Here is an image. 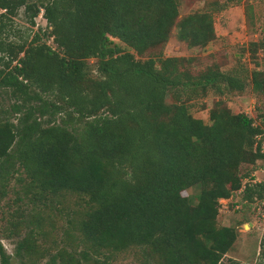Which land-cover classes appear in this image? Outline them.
Returning a JSON list of instances; mask_svg holds the SVG:
<instances>
[{"label": "trees", "instance_id": "obj_1", "mask_svg": "<svg viewBox=\"0 0 264 264\" xmlns=\"http://www.w3.org/2000/svg\"><path fill=\"white\" fill-rule=\"evenodd\" d=\"M21 7L31 25L39 13L46 24L21 42L0 36V89L12 99L0 106V196L11 179L15 201L34 207L77 196L76 253L41 246L40 212L16 208L21 264H107L131 247L141 264H242L224 260L237 231L217 224L219 200L241 188L243 200L260 197L263 182L242 181L264 160V118L254 124L220 100L209 122L194 117L191 101L242 93L243 79L214 65L193 74L191 57H143L169 39L179 0H0V32ZM210 13L187 14L178 39L207 44ZM0 264H12L1 243Z\"/></svg>", "mask_w": 264, "mask_h": 264}, {"label": "rangeland", "instance_id": "obj_2", "mask_svg": "<svg viewBox=\"0 0 264 264\" xmlns=\"http://www.w3.org/2000/svg\"><path fill=\"white\" fill-rule=\"evenodd\" d=\"M204 6L211 12L214 38L204 46L190 47L187 42L178 39V24L187 14L202 10ZM45 20L39 13L31 25L23 11L19 8L17 14L7 20L5 29L0 36L7 40L21 42L29 39L33 32L45 27ZM42 32V31H41ZM52 38L42 36V41L52 44ZM161 52L163 56L191 57L188 64L193 74L204 70L207 66H216L225 72H231L244 81L242 93L225 92L223 94L208 90L202 98L190 102V112L194 117L209 122V111L217 100L222 101L233 112H245L260 124L264 118V87L254 89L251 82V72L256 70L264 74V0H179V17L171 28L169 39L161 46L147 51L143 57ZM94 64V59L89 60ZM92 66H90L91 68ZM172 95L167 101H172ZM10 99L0 89V106L8 108ZM9 117L15 121L14 115ZM264 148V134L256 137ZM245 166L239 168L244 172ZM242 184L263 182L264 160L259 159ZM14 179L7 188L4 196H0V243L5 252L10 255L12 264H21V258L14 255V246L17 240L26 231L23 225L15 227L14 220L23 208L24 214L30 211L40 212V231L44 233L38 239L41 246L65 247L68 251L77 252V196L68 193L58 205H42L26 202H16L14 189L19 188ZM264 188V187H263ZM197 188H190L184 192L192 202L196 199ZM255 196V195H254ZM251 201L243 200L242 188L235 191L231 197L220 199L217 224L234 226L237 238L232 248L225 254L224 260L233 258L242 264H264V189L260 197L255 196ZM25 201V200H24ZM34 207V208H33ZM21 217V216H20ZM23 217V216H22ZM66 232L68 236H66ZM81 245L78 247V250ZM47 257L40 259L36 264H45ZM143 260L140 248L131 247L115 253L106 259L107 264H141ZM29 263V261H25ZM86 264H94L89 260Z\"/></svg>", "mask_w": 264, "mask_h": 264}, {"label": "built area", "instance_id": "obj_3", "mask_svg": "<svg viewBox=\"0 0 264 264\" xmlns=\"http://www.w3.org/2000/svg\"><path fill=\"white\" fill-rule=\"evenodd\" d=\"M262 149H264V148H262Z\"/></svg>", "mask_w": 264, "mask_h": 264}]
</instances>
